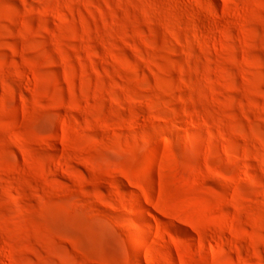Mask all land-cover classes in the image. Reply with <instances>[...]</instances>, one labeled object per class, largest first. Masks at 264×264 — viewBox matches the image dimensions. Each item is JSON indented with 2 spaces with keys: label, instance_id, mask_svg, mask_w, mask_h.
<instances>
[{
  "label": "rangeland",
  "instance_id": "1",
  "mask_svg": "<svg viewBox=\"0 0 264 264\" xmlns=\"http://www.w3.org/2000/svg\"><path fill=\"white\" fill-rule=\"evenodd\" d=\"M0 264H264V0H0Z\"/></svg>",
  "mask_w": 264,
  "mask_h": 264
}]
</instances>
